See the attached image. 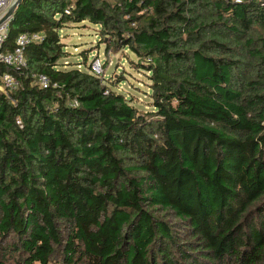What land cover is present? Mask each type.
<instances>
[{
	"label": "trees",
	"instance_id": "obj_1",
	"mask_svg": "<svg viewBox=\"0 0 264 264\" xmlns=\"http://www.w3.org/2000/svg\"><path fill=\"white\" fill-rule=\"evenodd\" d=\"M86 22L108 62L137 57L150 111L91 52L63 62ZM24 33L27 67L0 63L22 81L0 93V264H264V0H21L5 47Z\"/></svg>",
	"mask_w": 264,
	"mask_h": 264
},
{
	"label": "rangeland",
	"instance_id": "obj_2",
	"mask_svg": "<svg viewBox=\"0 0 264 264\" xmlns=\"http://www.w3.org/2000/svg\"><path fill=\"white\" fill-rule=\"evenodd\" d=\"M98 27L86 22L84 24H68L62 31V42L67 46L68 57L63 60L65 64H77L82 62L83 52H91L89 64L92 58L98 54L104 63L106 84L115 83L118 92L132 98L134 104L145 111L152 109V100L149 96V79L144 70L139 69L137 57L125 50L118 55H112L108 59L104 54V46L101 45ZM108 62V64H106ZM84 65V64H83ZM88 66V65H87ZM85 68V65L83 66Z\"/></svg>",
	"mask_w": 264,
	"mask_h": 264
},
{
	"label": "built area",
	"instance_id": "obj_3",
	"mask_svg": "<svg viewBox=\"0 0 264 264\" xmlns=\"http://www.w3.org/2000/svg\"><path fill=\"white\" fill-rule=\"evenodd\" d=\"M235 1L237 3L241 2V0ZM15 2L16 0H0V63L13 69V71H20L27 67L25 56L26 48L32 43L40 42L43 37L39 33H24L18 37L15 47L12 50L5 47L12 17L3 22L2 20ZM69 13L70 12L67 11V14ZM97 55L98 54L95 56ZM95 56L89 64V70L95 76L103 78L105 75L104 63L100 58ZM38 81L43 87H48L50 85L48 78L44 75H40ZM56 86L57 85H55V87ZM21 87L22 81L19 80L15 74L9 72L2 73L0 71V93L8 95L19 90ZM18 124L21 125V121H18Z\"/></svg>",
	"mask_w": 264,
	"mask_h": 264
},
{
	"label": "water",
	"instance_id": "obj_4",
	"mask_svg": "<svg viewBox=\"0 0 264 264\" xmlns=\"http://www.w3.org/2000/svg\"><path fill=\"white\" fill-rule=\"evenodd\" d=\"M21 0H16V2L14 3V5L11 7V9L8 11L7 15L4 17L3 21H6L7 19L11 18L14 14V12L16 11V9L18 8V6L20 5Z\"/></svg>",
	"mask_w": 264,
	"mask_h": 264
}]
</instances>
